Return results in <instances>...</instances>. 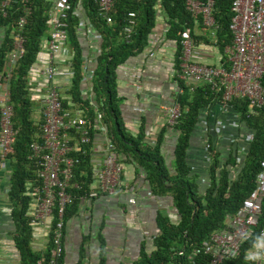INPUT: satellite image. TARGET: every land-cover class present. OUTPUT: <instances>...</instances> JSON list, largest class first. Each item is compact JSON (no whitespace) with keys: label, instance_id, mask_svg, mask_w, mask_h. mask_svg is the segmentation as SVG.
Returning <instances> with one entry per match:
<instances>
[{"label":"trees","instance_id":"1","mask_svg":"<svg viewBox=\"0 0 264 264\" xmlns=\"http://www.w3.org/2000/svg\"><path fill=\"white\" fill-rule=\"evenodd\" d=\"M230 1L213 0L212 15L217 26L215 45L219 51L230 40L227 28L231 17ZM52 2L53 0H10L4 8L0 7V29H3V38L0 43V78L6 79L8 98L12 106L11 123L16 130L12 150L7 156L11 159V166L5 196L10 207L9 217L12 225V231L9 234L14 252L18 257V264H49L52 258L50 232L47 234L43 251L33 250L31 245L32 227L29 224L27 209L30 188L35 184L37 159L30 157L28 145L31 141L38 140L39 127L31 119L33 103L26 81L28 69L36 60L41 47V39L47 34V11ZM69 2L72 6L77 2L80 4L90 26L99 36V52L95 57V65L88 82L93 103L96 105L95 109L101 114V122L104 131L108 133L111 148L121 154V161H132L146 171L152 186L151 192L157 195H169L179 218L178 222L172 223L167 217L157 214L158 233L152 238L151 250L146 251L141 245L137 258L129 264H206L207 255L200 252L193 254V249L197 248L203 240H207L210 233L223 228L226 217L233 215L242 200L247 198L253 190L259 161L264 155V99L261 106L256 109V113L252 115L246 113V100L238 98L230 100L228 104L250 131V140L238 162L235 149L227 155H221L212 148L210 140H206V153L209 158L206 170L208 183L200 192L196 184L197 174L191 173L185 154L199 112L218 102V94L210 90L207 84L199 83L189 90L182 81L177 80V87L181 92H177L174 100L180 108L177 121L172 126L177 131L172 163L174 173L167 175L157 149L163 127L157 133L156 142L152 147L142 145V128L135 137L127 135L128 133L122 128L119 111L121 98L116 92L115 69L129 57L143 52L159 13L164 14L168 24L164 40L174 44L173 65L178 62L177 56L180 53L178 43L180 31L188 30L194 40L196 32L206 33L204 31L206 29L194 23L193 17L185 10L182 0H116L110 24H106L97 16L93 0H69ZM24 8L28 10V13L19 31L22 37V55L6 76L7 57L12 49L11 36L17 29V18L24 15ZM128 11L134 12L135 24L129 38L124 39L120 29ZM67 22V39L73 52L70 62L72 75L67 92L70 105L66 99L61 98V106L64 109L71 106L77 107L83 111L87 119L85 126L91 138V122L94 119V113L88 104L89 101L82 98L80 93L83 63L76 35L78 25L76 13L69 14ZM198 38L207 41L205 36L198 35ZM261 83L264 85V74ZM74 104L76 106H73ZM72 134L76 136V133ZM88 145L89 143L83 147L82 153L76 154L78 161L72 167L71 182L77 183L80 189L70 188L74 198L64 207L63 225L75 213L80 200L78 196L90 189L92 171ZM263 224L264 196L261 198V214L256 227L252 229L250 238L241 244L235 258L226 260L222 264H247L246 251L255 241ZM54 264H62V254L54 259ZM98 264H104L102 250Z\"/></svg>","mask_w":264,"mask_h":264},{"label":"crops","instance_id":"2","mask_svg":"<svg viewBox=\"0 0 264 264\" xmlns=\"http://www.w3.org/2000/svg\"><path fill=\"white\" fill-rule=\"evenodd\" d=\"M74 10L78 17L76 35L81 61L86 71H92L95 57L99 52V36L90 26L80 4H77ZM158 19L161 21V16ZM161 26L159 22L156 23L150 35V40L154 44L152 46L154 55L150 57L141 52L118 65L115 69V85L117 96L121 98L119 111L122 128L128 133L127 135L135 137L142 128V145L152 147L156 142L157 133L163 127L157 149L167 175H171L174 173L172 163L177 131L166 123V108L175 100L178 87L171 77L174 44L164 40ZM198 35L203 37L200 32H196L194 45L202 51V61L209 64L217 63L221 51L217 46L212 45L211 40L214 37L209 38L206 33L207 41L205 42L198 38ZM2 38L3 29H0V43ZM67 48L69 53L65 58L56 54L52 55L53 64L58 69L72 72L70 62L73 52L68 39ZM47 59L48 53L44 40L31 67L41 69L46 65ZM81 73L84 79L80 84V93L82 98L89 101L88 104L95 118L97 111L92 100L89 79L83 70ZM26 81L30 99L37 114V119L33 123L39 127L41 106L38 98L43 94L41 92L45 85L40 77L32 73L27 74ZM52 82L60 98L66 99L70 105L67 93L70 81L56 78ZM67 109L78 112L87 123L81 109L72 106ZM91 123L92 136L88 145V156L92 174L101 167L105 154L111 151L122 165L121 182L112 194H98L91 199L79 200L75 213L63 225L62 264H98L101 250L104 264H129L137 258L141 245L144 250H151L152 238L158 233L157 214L167 217L172 223L178 222L179 218L172 206L170 196L151 192L152 186L146 171L132 161H121L120 153L107 148L110 144L108 133L104 130H96L94 119ZM98 123L103 125L101 119ZM250 134L232 108L227 107L224 110L219 103L214 102L201 109L185 154L191 173L197 174L198 191L201 192L208 183L206 170L209 158L206 153V140H210L212 148L221 155H227L235 149L238 162L246 149L247 141L244 139ZM70 136L72 137V134ZM10 163L9 157L0 158V264H18V257L14 252L9 234L12 231V225L9 217L10 207L5 196ZM90 187L94 188V185L90 184ZM130 198L133 199V203L128 202ZM32 204L31 201L30 206ZM48 232L49 229L45 226H34V231L31 230L33 250H44ZM249 253L251 262L264 264V253L260 254L258 259L254 258L256 253L253 247L249 249Z\"/></svg>","mask_w":264,"mask_h":264},{"label":"built area","instance_id":"3","mask_svg":"<svg viewBox=\"0 0 264 264\" xmlns=\"http://www.w3.org/2000/svg\"><path fill=\"white\" fill-rule=\"evenodd\" d=\"M116 0H93L96 5L97 16L106 24L112 22L111 14L114 11ZM185 10L193 17L195 24H200L209 33L212 45H215V30L217 28L212 15L213 0H182ZM10 0H1L0 7L4 8ZM69 0H53L47 11L48 30L46 35V50L48 59L41 69L29 67L28 74L40 77L46 90L39 96L41 106V122L39 125L38 140L31 141L28 145L30 157L36 158L35 184L30 188L32 205L27 210L29 224L45 226L51 233L52 258L49 264H54V259L62 252L63 237V210L71 203L74 195L70 188L80 189L77 183H72V167L78 161L76 154L82 153L84 146L90 143L89 131L85 126L86 121L76 111L64 109L61 98L52 81L56 78L70 80L72 72L58 69L53 64L52 55L65 58L67 48V27L69 14L75 13V7ZM231 17L228 23L230 40L222 47L219 61L209 64L202 61V51L194 45V40L188 30L179 33L180 53L178 62L173 65L171 77L175 82L182 81L189 90L199 83L207 84L210 90L219 96L221 109H227L232 99H244L247 102V114H255L264 99V85L261 83L264 74V0H231L229 4ZM24 15L17 18L15 33L12 34V49L8 54V71L22 55V37L20 28L25 22L28 10L24 8ZM161 16L160 27L164 35L168 29L166 18ZM134 12L128 11L120 29L124 39H128L135 24ZM206 36V33H201ZM153 42H149L143 52L152 57ZM216 46V45H215ZM41 48V47H40ZM174 48V47H173ZM174 52V51H173ZM173 59V54H172ZM85 72L86 77L91 71ZM84 79V78H83ZM177 92L181 90L177 88ZM235 112V111H234ZM180 113L179 104L173 101L166 108V123L173 126ZM238 115V114H237ZM12 106L8 98L6 79L0 78V158L8 156L12 150L16 130L11 123ZM101 119L99 112L95 113L94 125L96 130H104L98 121ZM72 133H76L74 136ZM72 134V137L70 136ZM247 142L250 135L245 138ZM111 149V145H107ZM105 154L102 165L91 175L93 187L82 195L83 198H94L98 194H112L120 185L122 165L114 153ZM254 187L250 195L243 199L237 211L226 217L223 228L213 231L207 240H203L192 253L207 255L206 264H222L224 261L235 258L241 244L251 236L252 229L258 223L261 214V198L264 196V155L259 161V169L254 177ZM133 203V199H128ZM53 219V220H52ZM256 237L264 242L263 227ZM257 254L258 249L254 246ZM249 248V249H250ZM249 249L246 251L247 264L251 262ZM264 250H259L263 254Z\"/></svg>","mask_w":264,"mask_h":264},{"label":"rangeland","instance_id":"4","mask_svg":"<svg viewBox=\"0 0 264 264\" xmlns=\"http://www.w3.org/2000/svg\"><path fill=\"white\" fill-rule=\"evenodd\" d=\"M51 7V6H50ZM160 16V14H158L157 16H156V18H155V22H154V26L156 25V23H160L161 24V21L158 19V17ZM159 20V21H158ZM206 33H207V35L209 36V33H208V31L207 30H204ZM46 36H44V37H42V39H41V44H42V42L45 40L46 41ZM45 90H46V87L44 86L43 87V89H42V92L41 93H44L45 92ZM38 93H40V92H38ZM120 104V103H119ZM31 119L33 120V121H35L36 119H37V114H36V110H34V104H33V110H32V112H31ZM31 201H32V197H30V199H29V205L31 204ZM27 210H29V207H28V209ZM32 229V231H34V227H32L31 228ZM41 242H42V240H41Z\"/></svg>","mask_w":264,"mask_h":264},{"label":"clouds","instance_id":"5","mask_svg":"<svg viewBox=\"0 0 264 264\" xmlns=\"http://www.w3.org/2000/svg\"><path fill=\"white\" fill-rule=\"evenodd\" d=\"M256 249H258V252L254 258H259V250H264V242L261 241L260 237H256L253 245Z\"/></svg>","mask_w":264,"mask_h":264},{"label":"bare ground","instance_id":"6","mask_svg":"<svg viewBox=\"0 0 264 264\" xmlns=\"http://www.w3.org/2000/svg\"><path fill=\"white\" fill-rule=\"evenodd\" d=\"M53 59V58H52Z\"/></svg>","mask_w":264,"mask_h":264}]
</instances>
